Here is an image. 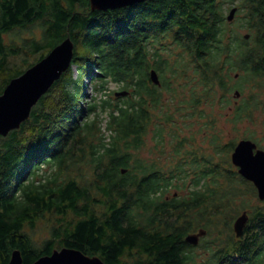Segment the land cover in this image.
<instances>
[{"label":"trees","instance_id":"16d2710c","mask_svg":"<svg viewBox=\"0 0 264 264\" xmlns=\"http://www.w3.org/2000/svg\"><path fill=\"white\" fill-rule=\"evenodd\" d=\"M67 36L72 64L20 127L0 134V264L15 248L32 264L62 246L107 264H264V200L232 162L238 140L210 132L212 150L196 151L168 125L175 107L213 127L203 103L232 104L234 124L264 114V0L108 9L0 0V93ZM254 133L243 137L258 143ZM165 135L177 138L172 152ZM152 147L161 155L143 152ZM244 210L250 218L237 236ZM200 228L197 244L186 241Z\"/></svg>","mask_w":264,"mask_h":264},{"label":"water","instance_id":"95a60500","mask_svg":"<svg viewBox=\"0 0 264 264\" xmlns=\"http://www.w3.org/2000/svg\"><path fill=\"white\" fill-rule=\"evenodd\" d=\"M145 0H90L93 9L117 8ZM237 8L233 7L228 15L229 20L235 17ZM248 36V34H246ZM75 43L67 36L55 45L44 57L29 66L23 73L11 78L0 93V134L7 135L11 130L20 127L42 95L60 78L73 62ZM151 79L160 84L156 69H151ZM238 76V74H236ZM127 93V90L117 94ZM237 89L235 96H240ZM232 162L238 171L252 181L257 188L260 199L264 200V148L252 138L243 137L237 141L231 153ZM248 210L242 211L234 220L233 227L237 236L244 233L249 221ZM204 228L190 232L186 241L197 244L200 237L206 234ZM8 264H24L19 248L12 251ZM32 264H107L101 256L88 254L71 246L55 248L51 253L41 255Z\"/></svg>","mask_w":264,"mask_h":264},{"label":"rangeland","instance_id":"374dc122","mask_svg":"<svg viewBox=\"0 0 264 264\" xmlns=\"http://www.w3.org/2000/svg\"><path fill=\"white\" fill-rule=\"evenodd\" d=\"M34 30L37 34L40 31L39 27H35ZM21 34L29 35L30 32L23 31ZM9 40H10V36L8 37V41ZM77 72L78 69L76 68V65H73V73L77 75ZM111 86L116 87V84L111 83ZM87 88L90 96L92 92V86L90 84V81ZM203 107H205L206 114L211 109L215 116V123H214L215 125H212L213 127H209V129H206V127L204 126V122L207 121V117H200L199 111H197L196 114H194L193 116H189L187 115L185 110H176L175 107L172 108L173 119L172 122L169 123L168 125L170 126V128L175 130L180 137L188 136V142L185 143H187L189 147L192 146V150H196V151H204L206 149L212 150L211 149L212 147L209 144V141L206 136L210 132H214V131L218 132L220 130L223 131L222 136L224 142L230 141L232 139H234L235 141L239 140L240 138H243L245 133L248 134L249 131H253L255 132L254 136L258 139V146L264 148V123H263L264 114L259 113L257 118H255L254 120H250V121L244 120L242 122H239L238 124H234V122H232L229 119V114L232 110V104H228L226 107L223 108L220 107L218 104H215L213 106L209 103H203L201 108ZM179 127H181V130H179ZM192 135L194 137H192ZM165 136L168 138L166 140V146H165L166 152H172L174 150L173 147L176 144L177 138L172 135L171 136L165 135ZM153 144H154V140L150 139L149 147L150 145L152 146ZM143 152L150 155H161L160 152L156 149V147L147 148ZM46 235H48V232L43 227V222H40L37 232V236L39 240L44 238Z\"/></svg>","mask_w":264,"mask_h":264},{"label":"flooded vegetation","instance_id":"af4514ba","mask_svg":"<svg viewBox=\"0 0 264 264\" xmlns=\"http://www.w3.org/2000/svg\"><path fill=\"white\" fill-rule=\"evenodd\" d=\"M246 138H249V137H246ZM240 139H241V138H240ZM232 151H233V150H232ZM232 151H231V152H232Z\"/></svg>","mask_w":264,"mask_h":264}]
</instances>
